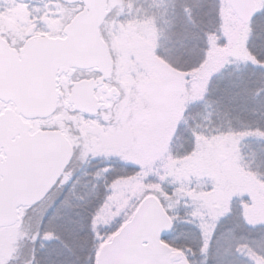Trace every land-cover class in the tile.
<instances>
[{"label": "snow or ice", "instance_id": "obj_1", "mask_svg": "<svg viewBox=\"0 0 264 264\" xmlns=\"http://www.w3.org/2000/svg\"><path fill=\"white\" fill-rule=\"evenodd\" d=\"M0 264H264V0H0Z\"/></svg>", "mask_w": 264, "mask_h": 264}]
</instances>
